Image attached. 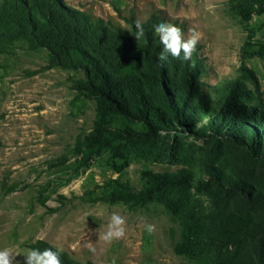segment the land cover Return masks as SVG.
I'll return each instance as SVG.
<instances>
[{
    "label": "rangeland",
    "instance_id": "374dc122",
    "mask_svg": "<svg viewBox=\"0 0 264 264\" xmlns=\"http://www.w3.org/2000/svg\"><path fill=\"white\" fill-rule=\"evenodd\" d=\"M61 1L103 29L130 28L128 19L143 22L160 13L185 39L190 29L198 31L195 52L214 101L212 115L231 82L253 88L255 78L264 97V7L245 18L233 10L232 0ZM48 60L47 49H32L24 40L0 53V250L23 254L41 240L76 260L98 264H264V165L244 145L183 133L165 135L161 142L172 155H145V142L122 136L125 125L141 130V124L116 114L102 141L85 143L99 129L98 102L74 88L83 72L48 68ZM183 167L194 169L201 182L191 190L187 208L175 212L143 196L149 173ZM213 167L230 180L243 179L262 197L249 199L232 188L220 192L210 181ZM112 192H122L120 200L109 199ZM191 212L214 236L195 249L184 246L189 238L182 221ZM113 213L125 218V236L106 243L99 234ZM241 216L255 235L223 236V222ZM148 224L155 225L151 235ZM22 254L13 264H24Z\"/></svg>",
    "mask_w": 264,
    "mask_h": 264
},
{
    "label": "trees",
    "instance_id": "16d2710c",
    "mask_svg": "<svg viewBox=\"0 0 264 264\" xmlns=\"http://www.w3.org/2000/svg\"><path fill=\"white\" fill-rule=\"evenodd\" d=\"M263 7L264 0H232L233 10L245 18ZM136 21L134 17L128 19L130 28L103 29L61 0H1L0 53L13 42L24 40L32 49L49 51L48 68L57 66L83 72L84 77L74 81V88L97 100L101 116L97 134L88 136L85 143L93 145L102 141L109 118L116 114L130 123L141 124V130L125 125L126 134L122 136L145 142V155H172L164 145L165 135L184 133L195 138H226L242 144L254 161L264 165V97L259 81L253 78V88L239 80L231 82L228 94L212 115L214 101L204 88L205 68L197 53H193L192 61L171 56L160 61L162 45L154 35L153 25L167 21L160 13H153L141 22L145 35L139 42L133 36ZM260 53L264 55V44ZM193 61L195 67L191 66ZM205 114H209L207 119L203 117ZM209 171L210 181L220 192L232 188L249 199L262 197L243 179L230 180L216 167ZM147 177L143 196L156 198L175 212L185 209L191 200V190L201 185L190 167L175 172H152ZM120 196L122 192H112L108 198L117 201ZM182 226L185 237L189 238V244L184 246L191 249L204 237H214L194 212L186 213ZM223 226L226 228L220 229L223 236L237 239L256 233V229H248L242 216L238 222L228 218ZM31 248L57 252L61 264H98L76 260L61 249L49 248L41 240L31 244Z\"/></svg>",
    "mask_w": 264,
    "mask_h": 264
},
{
    "label": "clouds",
    "instance_id": "9594fccd",
    "mask_svg": "<svg viewBox=\"0 0 264 264\" xmlns=\"http://www.w3.org/2000/svg\"><path fill=\"white\" fill-rule=\"evenodd\" d=\"M135 27L137 30L133 36L139 42L145 35L144 27L139 20L135 22ZM153 32L159 38L160 45H162V51L159 54L160 61H166L169 56L176 60L192 61V55L201 39L198 31L190 29L189 36L185 39L180 27L171 23L161 22L153 25ZM191 66L195 67L194 61ZM125 225V218L113 213L107 224V230L99 234V239L106 243L122 239L125 236ZM146 231L151 235L155 232V225H146ZM88 248L93 253L95 252V248L91 243L88 244ZM21 254L13 248L0 250V264H13L15 257ZM22 255L24 256V264H61L58 253L51 249L41 251L38 248H30ZM113 264H115V261H113Z\"/></svg>",
    "mask_w": 264,
    "mask_h": 264
}]
</instances>
